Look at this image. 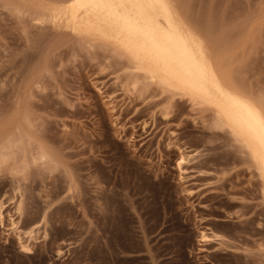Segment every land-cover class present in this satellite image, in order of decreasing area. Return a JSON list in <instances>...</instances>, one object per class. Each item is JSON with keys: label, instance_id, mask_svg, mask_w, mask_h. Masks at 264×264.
Masks as SVG:
<instances>
[{"label": "rangeland", "instance_id": "1", "mask_svg": "<svg viewBox=\"0 0 264 264\" xmlns=\"http://www.w3.org/2000/svg\"><path fill=\"white\" fill-rule=\"evenodd\" d=\"M2 1L0 264H264L262 180L213 108L43 20L61 0ZM168 2L264 117V0Z\"/></svg>", "mask_w": 264, "mask_h": 264}, {"label": "bare ground", "instance_id": "2", "mask_svg": "<svg viewBox=\"0 0 264 264\" xmlns=\"http://www.w3.org/2000/svg\"><path fill=\"white\" fill-rule=\"evenodd\" d=\"M43 9L47 17L40 13L43 20L48 19L57 27L66 26L85 38L113 43L150 80L213 108L218 118L216 126L227 129L249 152L262 180L264 197V117L256 107L225 89L205 57L207 47L203 45V52L196 40L199 38L195 39L179 24L168 0H61L59 5ZM3 207L0 204L1 220ZM10 223L18 232L23 250L28 251L22 231L13 220ZM203 238L210 240L205 235Z\"/></svg>", "mask_w": 264, "mask_h": 264}]
</instances>
